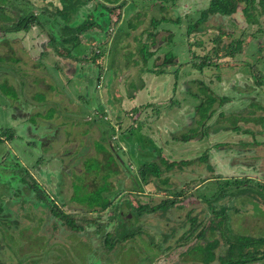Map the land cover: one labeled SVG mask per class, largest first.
<instances>
[{
    "label": "rangeland",
    "instance_id": "obj_1",
    "mask_svg": "<svg viewBox=\"0 0 264 264\" xmlns=\"http://www.w3.org/2000/svg\"><path fill=\"white\" fill-rule=\"evenodd\" d=\"M128 1L126 0V3ZM8 2L5 13L10 16L9 22L17 19L25 6H29L31 11L40 12L41 7L56 11L61 9L63 4L61 0ZM134 2L136 5L131 16L129 11H126V15L122 9L123 23L120 29L117 27L118 31L117 28L114 30L113 34L117 31L116 36L110 37L107 45L97 43L93 46L94 38L91 39V44H85L83 37L82 43L76 46L69 43L63 47L59 42H53L54 48L62 53L58 55L54 48L47 44L50 32L48 22L40 27L34 26L27 32L4 34L0 31V93L3 92L4 85L10 92L5 95L6 97L0 94V175H2L0 177H3L5 182H8L5 179L12 178L11 184L17 179L25 182L24 173L21 174V171L46 169L36 173V181L49 192L46 201H49V198L57 199L58 205L62 206L66 214H71L80 222L88 223L87 220H93L95 226L104 224L107 217L114 216L112 215L114 210L117 214L122 212L127 207L126 201L150 208L161 201L163 196L170 195L174 198V193L171 192L181 191L182 195L179 201L176 200L175 204L166 210L143 212L139 216V221L133 224V228L141 226L140 236L129 237L126 242L115 241L114 247L109 250L102 245L103 239L100 235L115 226L110 229L98 228L99 233L96 236L93 233L95 227L89 229L79 224L77 220L75 223L65 224L53 216L47 207L41 205L40 201L34 205L32 203L34 197L26 203L22 198L14 197L16 194L14 195L13 189L0 184V199L11 198L9 202L12 212L8 214L12 226L6 228L5 237H2L0 244V256L3 252L2 259L8 264H90L98 262L93 255L95 252L100 256L99 262L103 260V257L101 258L103 250L108 257L113 256L109 259H113L112 264H148V261L154 262L153 264H183L185 259L187 263L193 264L184 252L193 245L203 241L212 242L214 236L219 238L220 232L226 234L225 228L228 225L233 232L234 229L244 231L245 227L241 223L245 225L249 217H259L264 222V205L258 203V201L264 203L263 194L255 191L257 188H264V126L259 123L262 118L256 122L250 118L264 116V110L257 106L258 103L264 106V85L260 88L255 87V78L258 75L261 74L264 81V15L258 16L259 24L253 23L254 16L251 15L247 19V15L242 12L243 3H240L236 12L230 15H201L199 22L203 23L198 24V30H194V34L188 36L186 26L199 18L200 11L206 8L209 0H175L173 4L167 1L164 8L157 1ZM93 5L92 0L88 4H82L76 11L69 10L70 22H74L77 16L81 19L91 18ZM145 12L146 15L150 13L151 16L155 13L158 18L165 17L166 24L161 21L154 27L155 30H161L162 27L172 31L171 37L167 34L162 39H169L166 47L163 46L164 51L175 56L171 59L174 60L171 66L170 64L162 66L163 61L156 59L154 62L149 58L145 64L141 59L138 60L141 58L139 53H143L141 30L147 29L148 26ZM56 28L53 30L57 31ZM109 32L111 33V30ZM241 35L244 40L242 51L236 57H215L212 60L219 63L217 66H207L199 73H194L196 74L194 80L203 81L210 90L206 87L201 89L198 83L185 75L184 71L183 75L177 78L174 84L176 89L172 92L173 82L169 85L167 93H160L156 97L145 94L150 88L157 87L156 82L152 80L157 71L163 68L175 71L177 66L178 71L183 67L187 68L179 63L184 60L195 63L196 57L192 56L194 53L198 56L207 54L212 57V51L205 52L215 46L211 41L215 37L220 38L216 49L222 56ZM103 39H106V36ZM196 40L200 43L192 46L191 41ZM223 46L224 50H221ZM42 51H45L43 57L40 54ZM66 52H71V56L77 58L80 67L77 76L82 75L87 90L74 89L75 83L80 87L82 78L68 81L63 79V73L61 75L54 70L53 65L57 63L55 60H73L66 57ZM136 54L138 55L135 56ZM102 55L103 58H100ZM83 56L84 60L81 59ZM93 57L95 62L102 60L100 65L95 63L90 65ZM41 60L47 65H43ZM134 65L141 66L136 69L137 66ZM143 69L145 75L142 74ZM192 70L193 68H190V71ZM98 71L102 75L100 76L102 80L97 82ZM124 73L126 76L131 74L129 82H126L127 78H123ZM160 74L162 75L159 77L164 80L172 77L163 72L158 75ZM176 74L179 75L178 72ZM147 75L150 81L145 84L144 76ZM120 76L123 77L118 81ZM222 78H225L223 84L216 86L218 80L221 81ZM235 78L238 81H235ZM64 80L69 84H65ZM97 83H100V87L96 86ZM117 89L122 92L119 94ZM55 90L67 97L60 96ZM236 91L240 93L238 96ZM75 92L82 96L81 102L72 97L71 94ZM41 94L46 97H42ZM123 94L125 99L135 100L130 104H124ZM223 95L231 96L232 99L219 106L218 98ZM211 98H214V101L208 106L206 102ZM141 101L144 102L136 107ZM132 104L133 107L129 109ZM210 107L215 108V112L210 119L205 120L208 131L203 135L201 122L206 114H209ZM113 109L117 111L113 113ZM220 111L225 113L224 117L228 114L231 117L236 115L237 118L234 120L236 123L232 126L237 128L241 126L242 129L240 131H235L234 128L226 129L227 121L216 122ZM102 112H108L106 114L110 117L107 115L104 118ZM128 112H131L130 116ZM247 116H250V120ZM112 118L118 120L120 133L112 127L111 124H114ZM27 126L31 127L34 134L38 132L41 136L31 135L28 128L26 132L24 127ZM244 129L247 132L242 131ZM193 132L196 133L194 137L188 141L181 140V136H188ZM26 133L30 134L31 138ZM45 135L47 137L42 139ZM125 137L130 138L132 143L141 138L136 142L139 143L138 153L133 157L123 152L126 151L125 148H122L123 151L114 152L111 143H108L111 141L115 147H120ZM153 137L159 146H156V151L161 152V156L167 162L179 163L183 160L189 163L176 164L166 169L158 157L156 161L161 168L160 175L150 174L148 183L142 185L139 181L143 191L132 192L139 176L137 168L151 157L147 148L154 144L149 143L150 140H154ZM100 149H103L106 155L98 154ZM205 154H209L207 161L200 158ZM49 156L51 158H46ZM207 163L213 169H208ZM213 171L222 177L220 183L207 182L204 186L196 187L201 180L213 176ZM41 173L45 175L42 176ZM105 178L107 181L103 180ZM28 179L26 178V181L30 183L32 178ZM164 179H167L165 183L162 182ZM244 180H249L253 189L249 186L244 189L236 187L238 189L236 190L234 186ZM258 184L263 185L258 187ZM225 185H231L227 190L229 194L237 191L242 193L231 197L235 201V206H239V210L232 211L229 208V215L223 217L219 212L214 213L207 209L206 200L202 195L213 194L216 188L219 190ZM101 189L106 191L103 192ZM119 189L124 191L121 192ZM58 191L59 194L56 193ZM251 196L256 199H250ZM109 199L113 203L106 208L107 210L96 212L89 209L91 205L94 208L96 207L94 204L103 205ZM224 201H229V196L217 198L220 204H227ZM192 216L194 217L190 221ZM241 218L247 220L243 221ZM127 223L131 224L123 218V221L119 220L117 224L120 226ZM252 224L255 225L254 222ZM211 226L214 227L212 237L202 238L203 241L198 238L200 228L209 234L211 230L207 227ZM172 227L175 229L174 238L179 237L181 233L187 236L181 245L174 246L175 239L164 234L171 231ZM260 229L264 230V227ZM252 231L259 234L257 228ZM261 233L264 237V231ZM151 237L155 242L164 244H161L164 252L147 260V253L152 255V250L150 243L146 245L143 239L149 241ZM116 238L119 239L118 237L113 239ZM132 245L137 247L134 249ZM118 248L124 252L122 255ZM195 249L194 255L198 254V248Z\"/></svg>",
    "mask_w": 264,
    "mask_h": 264
},
{
    "label": "trees",
    "instance_id": "obj_2",
    "mask_svg": "<svg viewBox=\"0 0 264 264\" xmlns=\"http://www.w3.org/2000/svg\"><path fill=\"white\" fill-rule=\"evenodd\" d=\"M9 0H0V21H2V24H0V31H2L4 34H7L9 32H13V33H17L20 31H24L27 32L29 31L32 27L34 26H43L45 24H47L48 22V27L50 30L49 32V38L47 40V44L49 45V47L54 48L53 42H59L63 47L66 46L67 44L71 43L73 44L72 46H76V44H81V36H82V32H85V34H87V31L89 30H98V31H102L104 36H106V39H102L100 41H98L97 39H95V41L93 42V46H95L97 43H101V44H105L107 45L109 43V38L110 37H114L116 36L117 31L120 29L119 27V21L121 20L122 17V9L123 6L125 4V1H120L119 0H93L95 3V7L91 10L90 12V17L81 19L79 16L75 17L74 22H70V16L68 15V11L69 10H73L76 11L79 9V7L82 4H87L90 3L92 0H61L62 1V8L61 9H57L56 11H51L48 10L45 7H41L39 10L40 12H34L31 11L29 6H25L22 10V14L18 15V18L15 19L13 22H9L8 20H10V16H7L5 12H7V5L9 4L8 2ZM154 1H160L161 3H166L167 1H170L173 3H175V0H154ZM106 3H110L113 4L112 6H108ZM240 3H243V7H242V12L243 14L246 16L247 19H249V17L251 15L254 16V21L253 23H257L259 24V19L258 16L259 15H264V0H209L208 6L206 9L200 11L199 14V18L193 22L192 24L186 26V34L189 36L191 33L194 34V30H198V24L203 23V22H199V19L201 18V15H212V14H219V15H230L234 12H236L237 7L239 6ZM164 4H162V7L164 8ZM254 12L256 14H254ZM60 18L62 20H60ZM256 18V19H255ZM164 20V17H161L159 19H154L152 18L151 20V24L156 27L161 21ZM198 25V26H197ZM57 27V31H54L53 28ZM119 27V29L117 28ZM117 28V29H116ZM117 30L115 32V34H112V30ZM111 30V33L109 32ZM197 33V32H195ZM83 34V35H85ZM109 35V36H108ZM155 35V34H154ZM243 35H241L239 38L235 39L234 42L232 43L231 46H229L225 51L224 54L221 56L219 55V53L217 51V45L218 42L220 41V38L215 37L214 39H212L211 41H213V43H215V46L211 49V50H207V52L205 53H211L210 51H212L213 56H208L207 54H203L204 56H198L195 55L197 53L192 54V56L196 57L195 63H192V61H188L186 62L187 64L189 63L191 65V67L202 71L204 69V67H209V66H217L219 63H214L212 59H214L215 57H236L237 54H239L242 51V45H243ZM195 37V36H194ZM98 41V42H97ZM191 45L193 46L196 43H200L199 40L196 41H191ZM142 49H143V58L144 61H148L149 58H151L153 56L152 51H149V45L148 44H144L142 43ZM216 49V51H215ZM55 53H57L59 55L62 54L61 52L58 51V49L54 48ZM111 50V47H110ZM221 50H224V46L221 48ZM145 52V53H144ZM110 53V52H109ZM41 57H43L45 54L42 51L41 53ZM166 56L164 55L163 57V62H162V66L165 65H171L173 63L174 60L173 59L175 56L171 53H169L168 51L165 53ZM65 55H69L71 56V52H66ZM211 57V58H210ZM100 58H103V55L100 56ZM205 58V59H203ZM15 59V58H14ZM80 59V58H79ZM82 60H84V58H81ZM95 57H93L92 63L98 64L100 65V63L102 62V60H100V62H97L98 60H96L95 62ZM17 60V59H16ZM90 60V61H91ZM215 61V60H214ZM183 63H180L179 65H182ZM214 64V65H212ZM178 68L175 69L174 74H175V80L178 78V75L176 74L178 72L179 66H177ZM162 70V71H161ZM159 71H157V73L160 72H165L164 68L161 69ZM258 75V74H256ZM261 75V74H260ZM258 75L255 78V87L256 88H260L262 87L264 84L263 81V77L262 75L260 76ZM100 72L98 71V79L97 82L100 81ZM196 83H198V85L200 86L201 89H203V87H206L207 89L210 90L209 86L206 85L203 81L199 80H194ZM99 83L96 84V86ZM8 86V85H7ZM9 89H11L10 86H8ZM4 95H8V89H6V86L4 85V89L2 92ZM12 93V92H11ZM41 96L43 97V94H41ZM232 98H230V96H221L218 98V104L219 106H222L224 103L231 101ZM173 101V100H172ZM214 101V98L208 99L207 100V104L208 106H211L212 103ZM259 109L264 110V106H261L259 103L257 104ZM209 110V114H206V117L203 118L202 122H201V126L203 128V130L201 131V134L205 135L207 134L208 131V125H206L205 120L206 119H210L211 115L215 112V108H208ZM104 114V113H103ZM102 114V115H103ZM231 114V113H230ZM225 113L223 111L219 112L218 114V118L216 119V122H221V121H227L228 122V126H226V129H232L234 128L235 131H240L242 128L241 126L237 128V126L233 127L232 125H234V123H236V115H232L229 116L226 115V117H224ZM132 116V115H131ZM229 116V117H228ZM247 116V118L250 120V118L253 119V122H256L257 119H261V125L264 126V116H259V118L256 117H250ZM248 120V121H249ZM232 121V122H231ZM231 122V123H230ZM244 132H247L246 129L242 130ZM200 134V135H201ZM196 135L195 132H193L192 134L187 135H183L181 136V140L182 141H187L189 140L191 137H194ZM104 148V146H103ZM116 148V147H114ZM160 149V148H159ZM103 150V149H100ZM157 149L155 148V152L156 153H160L159 151H156ZM161 151V149H160ZM160 162L165 164L166 169H170L171 167H173L174 165L178 164V165H183L188 163L187 161H180L179 163L176 162H167L166 159L164 158H160ZM11 168V167H10ZM161 172V168L159 166V163L157 162H152V163H142L139 167H138V173L139 176L137 179V185L138 187H135L137 190L139 191H143L142 185H140L139 181L142 184H146L149 182L148 177L150 174H155L156 176H159ZM21 174L24 173V171L20 172ZM1 176V175H0ZM106 179V178H105ZM104 179V180H105ZM167 179L162 180V182H166ZM10 183V182H9ZM23 184L22 179L18 180V185ZM32 187L33 191L37 194L38 198H40L41 200L46 199L47 195L38 187H36L35 185H29ZM238 187H242L244 189V187L242 186V183H238L237 184V188ZM18 188V187H16ZM18 191L21 190V188L17 189ZM101 191L105 192L106 189H101ZM131 191V190H130ZM170 192V191H169ZM232 193V192H231ZM177 197V195H179V192H176L175 194ZM231 194H229L227 192V189L225 187H220L219 190H217V198H224L226 196H229ZM161 199V201H159L157 204L152 205L150 208L144 209L143 207H137L135 208V210L137 211L136 213H141V212H150V211H154L156 209H165L169 206L172 205V203L175 201V198L173 197H165ZM230 200V199H229ZM112 200H108L105 201L103 203V205H98V204H94V207L91 205V208H89L92 211H96V212H100L105 210L106 208H108L110 205H112ZM144 206V205H142ZM145 207V206H144ZM51 208V212L56 216V217H66V214L59 208L58 205L54 204L53 206L50 205ZM146 208V207H145ZM94 209V210H93ZM89 210V211H90ZM11 209H10V202H8V200L6 199H0V244L2 243V237H5L6 234V228L10 226H12V224H10V214L11 213ZM117 212V211H116ZM116 212H114L110 218V223H114L115 222V218L121 217V213L117 214ZM122 218V217H121ZM68 224L71 223V218L69 220L66 221ZM120 227V226H119ZM120 229V228H119ZM125 229H129L132 232L131 235H134L136 232L139 233V231H141L140 229H137L136 231L130 226H125ZM195 227L192 228V230H194ZM99 233V231L97 232ZM101 233V232H100ZM119 233V230L117 231V234ZM190 235V232H188ZM129 234L125 233V236H128ZM204 230L198 231L197 236L198 238H202L204 237ZM101 237L103 236L104 242L107 244L108 240H111L110 238V234L108 233H103V235H100ZM123 236V237H125ZM100 237V238H101ZM189 237V236H188ZM98 238V239H100ZM204 239H206V237H204ZM101 240V239H100ZM203 241V240H202ZM240 242V240H239ZM217 243H215V241L209 242V241H204L203 243H197L195 245L192 246V248H190V250L194 251L196 250L195 248H198L197 250V257L199 256L201 259H204V261H208L210 260L213 255L209 252L211 250V248H213ZM229 246V251H231L232 249L234 250L236 248V243H230ZM253 247V257L254 259H257L258 257L262 260H264V239L262 238H243L242 242L239 243V246H237L238 251L240 252L241 249H245V248H249V247ZM263 247V250H259L260 247ZM232 250V251H233ZM231 251V252H232ZM237 252V251H236ZM239 258L238 263H240L241 261H245L247 260L246 253H238ZM237 255V256H238ZM2 257H4L3 252L0 256V264H8L6 263V261H4L2 259ZM196 258V256H195ZM220 264H231V263H226L225 261L221 260ZM264 264V262L262 263Z\"/></svg>",
    "mask_w": 264,
    "mask_h": 264
},
{
    "label": "flooded vegetation",
    "instance_id": "obj_3",
    "mask_svg": "<svg viewBox=\"0 0 264 264\" xmlns=\"http://www.w3.org/2000/svg\"><path fill=\"white\" fill-rule=\"evenodd\" d=\"M209 3V2H208ZM208 6V5H207ZM207 6H206V8H207ZM205 8V9H206ZM2 96H5L3 93H0ZM223 96H228V95H223ZM6 97V96H5ZM231 97V96H230ZM221 112V111H220ZM130 113L131 112H128V116H130ZM6 118H8L7 117V114H6ZM41 120V119H40ZM130 123H132V122H130ZM38 128V127H37ZM24 130L27 132V127H24ZM231 130V129H230ZM30 131V130H29ZM126 132H129V131H126ZM30 133H31V135H33V136H38V137H40L41 135L38 133V132H36L35 134L32 132V131H30ZM121 133H123V131H121ZM27 135H29V136H31L30 134H28V133H26ZM46 137V135L42 138V139H44ZM138 139H141V138H137L136 140H135V142H131L130 141V138H124V141H122V143L120 144V147H117L116 146V148H114L115 146H114V144L110 141V142H108V143H111V146H112V150H114V152H115V150L117 151V150H122V148H125L126 149V151H123L124 153L125 152H127L131 157H133L136 153H138L137 151H138V147H139V143H136L137 142V140ZM153 139H154V137H153ZM155 140L156 139H154V140H150L151 142H149V143H154L153 145H154V147L156 148V146H158L157 144H156V142H155ZM188 141V140H187ZM45 143V141H43V144ZM132 143V147L130 146V144ZM153 145L152 146H148V150H149V152L148 153H150V155H151V157H149L147 160H145L143 163H152V162H157L156 160H157V158L159 157V158H163L162 156H161V152L159 153V154H157L154 150H155V148H153ZM159 147V146H158ZM75 151H77L76 149H74ZM109 151V150H108ZM136 151V152H135ZM99 153H103L104 155H106V152L105 151H103V150H100V151H98V154ZM72 154V153H71ZM71 154H69L68 156L70 157V155ZM77 154V153H76ZM147 154V153H146ZM46 158H51V156H49V157H46ZM45 158V159H46ZM201 159H203V160H209V154H205V155H203L202 157H200ZM183 161V160H182ZM173 162H175V161H173ZM145 163V164H146ZM189 163V162H188ZM188 163H186V165L188 164ZM51 164V163H50ZM75 165V164H74ZM184 165V164H183ZM206 166H207V168L208 169H213V167L209 164V163H207L206 164ZM52 168V167H51ZM55 168H57V167H55ZM53 169V168H52ZM51 169V170H52ZM39 170H44V171H46V169H39ZM39 170H37V169H33V171L32 172H28V170L26 169L25 171H24V176H25V182H23V184L21 183L20 185H18V180L19 179H17V180H15L14 181V183H12L11 184V182H12V178H9V180L8 179H5V180H7L8 182H5L4 181V178L3 177H0V184L3 186V187H5V186H8L10 189H13L14 190V195L16 194V196H14V197H16V198H22L23 199V201H25L26 203L27 202H29L30 201V199H32L33 197H34V199H33V201H32V203L34 204V205H37L39 202L38 201H40V204L41 205H43V206H45V207H47L48 209H49V211L51 212V208H50V205L51 206H53L54 204H56V205H58V202H57V199H55V198H49V201H46V199H44V200H41L40 198H38V196H37V194L33 191V189H32V187L31 186H29L30 184L31 185H35L36 187H38V188H40L47 196L49 195V192H47V191H45L44 189H43V187L42 186H40L39 185V183L36 181V178H37V174L40 172ZM69 170H70V168H69ZM37 173V174H36ZM137 173H138V168H137ZM213 176H210V177H207V178H205V179H203V180H201V183L200 184H198L196 187H200V186H204L205 185V183H207V182H218V183H220V180L222 179V177H220V176H217L216 174H215V171H213ZM139 174V173H138ZM41 175L43 176V175H45V174H43V173H41ZM2 176V175H1ZM47 177L49 176V174L48 175H46ZM28 177L29 178H32V180L30 181V183L29 182H27L26 181V178L28 179ZM29 180V179H28ZM104 180V179H103ZM106 181H107V178L105 179ZM104 180V181H105ZM10 182V183H9ZM165 183V182H164ZM235 183H237V182H235ZM242 183V186L244 187V188H249V186H250V188L251 189H253L252 188V186L249 184V180H244V181H242L241 182ZM238 184V183H237ZM143 185V184H142ZM263 185V184H262ZM262 185H257L258 187H260V186H262ZM2 186H1V188H2ZM18 186V188H16ZM264 186V185H263ZM135 187H138V185L137 184H135V186L133 187V191L132 192H134V191H139V190H137ZM220 187V186H219ZM222 187V186H221ZM223 187H225L227 190L231 187V185H225V186H223ZM235 188L237 187V185L236 186H234ZM19 188H21V190L20 191H18L17 189H19ZM143 188V187H142ZM236 190H238L237 188H236ZM119 191H124V190H122V189H119ZM130 191V190H129ZM255 191L256 192H259V193H262L263 194V199H264V188L263 189H255ZM139 192H141V191H139ZM171 192V191H170ZM32 193V194H31ZM56 193H58L59 194V191L58 192H56ZM171 193H174V196H176L175 194H176V192H171ZM238 193H242L241 191H237V192H230V194L231 195H229V201H224V202H227V204H225V203H222V204H220L219 202H217V188H216V191H215V193H213V194H208V193H205V194H203L202 196H203V198L206 200V205H207V209H209V211L210 212H214V213H217V212H219L220 214H221V216H223V217H226V215L228 214L229 215V213H228V209L229 208H231V210L233 211V210H235V209H237V211L239 210L238 208H239V206H235V201H234V199H232L233 197H236L237 195H238ZM182 195V192L180 191L179 192V195H177V197H174L175 198V201L172 203V205H174L175 204V202H176V200L177 201H179L178 199H179V197ZM168 196H170V195H168ZM167 195H166V197H168ZM35 197H36V199H35ZM54 197V196H53ZM171 197V196H170ZM232 197V198H231ZM249 198V197H248ZM5 199V198H4ZM11 200V198H8V199H6V200H8V202ZM59 200H61V197H59L58 198ZM250 199H252V200H255L256 198H253L252 196L250 197ZM126 201V200H125ZM124 201V202H125ZM264 201V200H263ZM45 203H47V205L45 204ZM258 203H260L261 205L263 204L264 205V203L262 202V201H258ZM171 205V206H172ZM240 205V204H239ZM59 206V205H58ZM126 208L122 211V212H119V214L121 213L122 215H121V217H116L115 218V222L112 224V223H110V219L111 218H109V217H107L106 218V220H105V222H104V224H96V226H95V222L93 221V220H87L88 221V223H86V222H80V220H78L76 217H74V216H72L71 214H69V213H67L66 214V212H65V210H63L62 209V206H59V208L66 214V217H63V218H61V217H56L52 212V215L53 216H55L56 218H59V219H61L65 224H68L66 221L68 220V218H71V222H73V223H75V220H77V221H79V224H81V225H83L84 227H88L89 229H93V227H95V229H94V231H93V233H95V235L96 236H98V228H100V227H104V229H107V228H109L110 229V227H112V226H115V228L113 227L112 228V230H105V233H108V234H110V238H111V240H108V242H107V244L104 242V239H103V236H102V239H103V241H101L102 242V245L103 246H106V248L105 249H109V250H112V248L114 247V242L115 241H118V240H120V241H124V242H126L125 240H127V238H129V237H137V236H140V234L138 233V232H136L134 235H131V233H129V232H132V231H130L129 229H125V226H128V225H130L132 228H133V224L135 223V222H137V221H139V216L143 213V212H141V213H136L137 211L135 210V208H137V207H143L141 204H136V205H133L132 203H131V201L130 202H127L126 201ZM171 206H169V207H171ZM115 207H116V205H115ZM115 207H114V209H115ZM118 208H119V206H117ZM169 207H167V208H169ZM144 208V207H143ZM167 208H165V209H163V210H166ZM11 209V208H10ZM113 209V210H114ZM147 209V208H146ZM107 210V209H106ZM156 210H158V209H156ZM162 210V209H161ZM243 210H245V208L243 209ZM155 211V210H154ZM114 212H116L115 210H114ZM151 212V211H150ZM194 216H192V217H190V221H191V218H193ZM222 217V218H223ZM123 218H126L127 219V221H130V223L132 224H129V223H127V224H123V225H120V227H119V225L117 224L118 222H119V220L122 222L123 221ZM222 218H221V220H222ZM132 219H134V222H132ZM249 219H250V221H249ZM241 220H243V221H246L247 220V218H241ZM252 222H254V224L255 225H253L252 224ZM195 223H196V220H195ZM117 224V225H116ZM241 225H243V227H245V229H244V231H237L236 229H234L235 231L233 232L232 231V229L230 228V226L228 225L226 228H225V230H226V234H224L223 232H220L221 234H220V236H219V238H215L216 236H214L213 237V240L212 241H215V243H217L213 248H211V250L209 251L212 255H213V257L210 259V260H208V261H204V259H201L199 256L197 257L196 255H194V253H193V251L192 250H190V249H188L187 251H184L185 252V254H187L189 257H190V259L193 261V264H220L221 263V260L222 261H225L226 263H231V264H262L263 262H264V260H262V259H260L259 257L257 258V259H254V255H253V253H252V251H253V247L251 246V247H249V248H245V249H241L240 250V252L241 253H246L247 255L246 256H248L247 257V260H245V261H241L240 263H238V258H239V255H238V253H240L239 251H238V249H237V246H239V243H241L242 242V239L243 238H246V239H249V238H255V239H258V238H262V239H264V237L261 235L262 233H261V231H264L263 229H260V228H263L264 227V222H262V220L259 218V217H249L248 218V220H247V222H246V224L244 225L243 223H241ZM260 225H262L261 227H260ZM120 228V229H119ZM135 228H138V229H140L141 231H142V228H141V226L139 225V226H137V227H135ZM135 228H133L135 231L137 230V229H135ZM254 228H257V231H258V233L259 234H256L255 232H253L252 230L254 229ZM207 229H210L211 230V233H209V234H207L206 233V231H205V229H203V228H200L199 229V231H201V230H204V237H206V238H209V237H212L213 236V229H214V227L213 226H211V227H207ZM258 229H260V230H258ZM119 230V233L117 234V231ZM141 231H139V232H141ZM175 232V229H173V227H172V229H171V231H169V232H165L164 234L166 235V237H168V238H171V239H175V244H174V246H178V245H181V243H183L184 241H185V238L187 237L186 235H184L183 233H181L180 235H179V237H177V238H174V235H173V233ZM103 233L104 232H102V234L101 235H103ZM125 233H127V234H129L128 236H125ZM190 235H191V233H190ZM123 236H125V237H123ZM233 236H234V238H233ZM114 237H118L119 239H113ZM204 237H202V238H204ZM202 238H201V240H202ZM101 239V240H102ZM141 239H143V238H141ZM167 240V239H166ZM239 240H240V242H239ZM90 241H92L93 242V240H90ZM95 241V240H94ZM143 241L145 242V244L146 245H148L149 243V246L151 247V249L150 250H152V255H149V253H147V255H146V258H147V260L149 259V257H151V259L152 258H155L156 257V255L158 254V253H161V252H164V247H162V245L161 244H163V243H158V242H155L153 239H152V237L150 238V240L148 241V240H146V239H143ZM99 242V241H98ZM204 242V241H203ZM212 243V242H211ZM230 243H236V248L231 252V251H229V246L228 245H230ZM98 244V243H97ZM97 244H96V246H97ZM164 245V244H163ZM95 246V247H96ZM137 246L136 245H132V248H136ZM219 247H221L219 250H218V248ZM120 248H122V247H120ZM120 248H118L117 250H118V252L120 253V255H122L124 252H122V251H120L119 249ZM259 250H263V247L261 246L260 248H259ZM237 251V252H236ZM93 253V252H92ZM94 256H95V258L98 260V262H96V263H91L90 262V264H99L100 262H102L103 264H112V262H113V259L112 260H109L110 258H113V256H110V257H108L107 256V254H105V250H103L102 251V254H101V258L103 257V260H101L100 262H99V258H100V256L98 255V254H96V252L93 254ZM238 255V256H237ZM195 256H196V258H195ZM99 257V258H98ZM89 259V258H88ZM186 264H189V263H187V259H185V260H183ZM153 264L154 262H151V261H148V264ZM185 263H183V264H185ZM146 264V263H145Z\"/></svg>",
    "mask_w": 264,
    "mask_h": 264
},
{
    "label": "crops",
    "instance_id": "obj_4",
    "mask_svg": "<svg viewBox=\"0 0 264 264\" xmlns=\"http://www.w3.org/2000/svg\"><path fill=\"white\" fill-rule=\"evenodd\" d=\"M135 1V0H134ZM134 1H132V0H129L127 3H126V0H125V4H124V6H123V9H124V11L126 12V11H129V16H131L134 12H133V10H134V6L136 5V2H134ZM151 1H154V0H151ZM138 2V1H137ZM157 2H159V3H161L160 1H157ZM88 4V3H87ZM161 4H165V3H161ZM152 5V4H151ZM166 5V4H165ZM94 7H95V3H94V5H93ZM169 6V5H168ZM93 7V8H94ZM150 7H152V6H150ZM153 7H154V5H153ZM163 8V7H162ZM92 10V9H91ZM144 11H145V9H143ZM146 13L147 12H145L144 13V15H146ZM152 14H154V15H151L150 16V13H148L145 17V20H147L148 19V26H147V29H144V30H141V32L143 33V34H141V43H144V44H148L149 45V48H148V50L149 51H152V52H154L153 53V56L150 58V60H154V62H155V59L156 60H161L160 62H162V60H163V57H164V55L166 56V52L164 51V49H163V46L164 47H166V45H167V41L169 40H162L163 39V36L164 35H167V34H169V37H171V35H172V31H170V30H168V29H164V28H162L161 27V30H155L156 28H154V26L151 24V20H152V18H154V19H159L157 16H156V14L155 13H152ZM126 15H127V12H126ZM123 17V16H122ZM163 17V16H162ZM161 18V17H160ZM124 19V18H123ZM123 19H121L120 21H119V27H120V25H122V23H123ZM164 19H165V17H164ZM165 20H163V23H165L164 22ZM166 24V23H165ZM153 26V27H152ZM152 27V28H151ZM154 28V29H153ZM133 29H135V28H133ZM147 31V33H145ZM157 31V32H156ZM96 33V35H94ZM114 33V30H112V34ZM155 34V35H154ZM81 37H83L84 39H85V42H83V43H85V44H91V39L92 38H94V41H95V39H97L98 41H100V40H102L103 39V37H104V34H103V32L102 33H100L98 30L97 31H87V34H85V35H82ZM82 39V38H81ZM157 40H160L159 42H157ZM81 43H82V41H81ZM44 53H45V51H43ZM86 54H84V56H85ZM138 54H136L135 56H137ZM139 55L141 56V58H138V60H142V62L145 64L147 61H144V58H143V54H141V53H139ZM84 56L82 57V58H84ZM66 57L67 58H71V59H73V60H55L57 63L55 64V65H53V68H54V70H56V72H59L61 75H62V73H63V79H67L68 81H74V79H76V80H78V79H81L82 78V82H81V84H80V87L79 86H77V84L75 83V85H74V89L75 90H87V84L86 83H84V81H83V77H82V75H80V77H78L77 75H78V70H80V67H79V62L77 63V58H75V57H73V56H69V55H66ZM16 61H18V60H16ZM15 61V62H16ZM42 61V60H41ZM149 61V60H148ZM44 62L45 61H42V64L43 65H47V64H44ZM91 63H90V65L92 64V60L90 61ZM178 62V61H177ZM186 62H188L187 60H184L182 63H183V65L184 66H187V68H185V67H183L180 71H178V78L181 76V75H183V73H184V71H186V76L189 78V79H191V80H194L195 79V76H196V74H194V73H199V70H197V69H195V68H193V67H191V65L188 63H186ZM159 64V63H158ZM180 64V63H179ZM51 65V64H50ZM149 65V64H148ZM134 66H137V65H134ZM141 65H138L137 67H136V69L138 68V67H140ZM169 66H171V65H169ZM1 68H3V67H1ZM133 68V67H132ZM171 68V67H170ZM190 68H193V70L192 71H190ZM145 69H146V67H145ZM145 69H143V72H142V74H144V72H145ZM106 70H107V68H106ZM165 70V72H163V73H165V74H169V75H171L172 77L170 78V77H168L166 80H164L162 77H159V76H161L162 74H160V75H158L159 73H156L157 75H155V77H153L152 78V80L153 81H155L156 82V84H157V87L156 88H150L148 91H146V93L145 94H147V96H151V97H156L157 95H159L160 93H167V90H168V88H169V85L170 84H172V82H173V86H172V89H171V92L173 91V90H175L176 88L174 87V84H175V82H177V79L175 80V74H174V70H171V71H167L168 69L167 68H165L164 69ZM192 72V73H191ZM190 73V74H189ZM237 73V72H236ZM146 74V73H145ZM144 74V75H145ZM235 75V74H234ZM234 75H232V76H234ZM236 75H238V74H236ZM100 76H102V75H100ZM124 76L125 77H123V76H120L119 78H118V81L120 80V79H122V77L125 79V78H127L126 79V82H129L130 81V76H131V74L129 75H127L126 76V73H124ZM220 78V77H219ZM224 79L225 78H222L221 79V81L220 80H218V83L216 84V86H220V85H222L223 84V81H224ZM232 79V78H231ZM100 81L102 80L101 78L99 79ZM144 80H145V84H147V83H149V76L147 75V76H144ZM235 81H238V79L237 78H235ZM67 81H65L64 80V83L65 84H69L68 82L66 83ZM182 84V83H181ZM97 87H100V83L97 85ZM118 90V92H119V94L122 92L120 89H117ZM55 91H57L58 93H59V95L60 96H64V95H62V94H60V91H58V90H55ZM239 91H236V96H238L240 93H238ZM73 94H74V96H73ZM73 94H71L72 95V97L74 98V99H76V100H78V101H80L81 102V100H82V96L79 94V92H75V93H73ZM44 96V95H43ZM44 97H46V96H44ZM64 97H67V96H64ZM123 97H124V100H123V102H124V104H130L131 103V101H134L135 99L134 98H130V100L129 99H125V95L123 94ZM233 98H236V97H233ZM46 99V98H45ZM144 101H141L140 103H138L137 105H136V107L137 106H139V105H141V103H143ZM85 103V102H84ZM126 107V109L128 108L127 106H125ZM131 107H133V104H132V106H130L129 107V109L131 108ZM118 109V108H117ZM117 109H113L112 110V112L113 113H115L116 111H117ZM48 110V109H47ZM106 113H108V112H105L104 114H103V112H102V116L105 118V116H107L108 114H106ZM109 116V115H108ZM110 117V116H109ZM118 117V116H117ZM102 118V117H101ZM103 119V118H102ZM113 119V121H114V124H111L112 125V127H114V129L116 128V130H117V132L118 133H120V126H119V122H118V120H115V118H112ZM73 125V124H72ZM34 126H35V124H34ZM27 128L28 129H30V131H32V129H31V127L30 126H27ZM37 127H35V129H36ZM100 134V133H99ZM102 134V133H101ZM100 134V135H101ZM113 134H115V133H113ZM47 137V136H46ZM45 137V138H46ZM29 138H31V136H29ZM106 141V140H105ZM105 141H103V142H105ZM102 142V143H103ZM88 147V146H87ZM88 148H90V147H88ZM91 149V148H90Z\"/></svg>",
    "mask_w": 264,
    "mask_h": 264
}]
</instances>
